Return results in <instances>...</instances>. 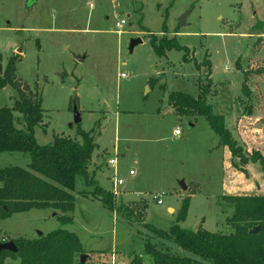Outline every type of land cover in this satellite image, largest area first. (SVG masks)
<instances>
[{"label":"rangeland","instance_id":"obj_1","mask_svg":"<svg viewBox=\"0 0 264 264\" xmlns=\"http://www.w3.org/2000/svg\"><path fill=\"white\" fill-rule=\"evenodd\" d=\"M188 12L184 25L181 18ZM257 17L264 18V0H0L2 66L12 56L21 57L17 77L42 99L45 124L36 128L37 142L49 144L54 135L81 141L80 132L93 129L95 141L108 147L109 157L118 162L109 177L101 174L102 184L110 186L105 189L114 196L113 211L79 175L73 223L62 225L49 211L33 209L0 220V229L9 238H36L39 232L59 228L74 232L88 255L85 264H111L113 254L116 264H131L135 256L143 264H153L144 251L149 239L160 249L190 255L144 224L169 230L179 223L195 230L203 223L211 232H233L227 218L234 207L221 196L235 184L238 188L231 192L264 194L262 166L243 165L231 153V166L244 168L246 178L244 184H229L226 158L208 120L177 114L168 97L173 91L197 96L207 82L209 60L212 91L207 100L213 112L224 116L244 154L256 151L264 158V26L255 31ZM121 19L127 23L118 33L116 23ZM164 25L167 37L177 30L179 43L190 49L186 59L177 49L164 57L155 53L149 37L151 33L161 37ZM137 38L142 42L131 52V41ZM242 71L248 77V94L242 88ZM16 98L19 93L13 87L0 90L1 107H11ZM15 116L22 120L20 113ZM260 122L262 126H256ZM177 129L179 136L174 134ZM28 162V154L0 152V168L27 167ZM131 170L135 175L129 174ZM116 171V177L125 181L122 186L112 185ZM182 180L189 182V190L180 187ZM122 190L128 191L124 198ZM155 195L161 196V204ZM186 197L188 214L178 222ZM169 205L177 212L168 211ZM5 264L21 260L9 256Z\"/></svg>","mask_w":264,"mask_h":264},{"label":"trees","instance_id":"obj_2","mask_svg":"<svg viewBox=\"0 0 264 264\" xmlns=\"http://www.w3.org/2000/svg\"><path fill=\"white\" fill-rule=\"evenodd\" d=\"M263 26L264 22L258 20L254 26L255 31L261 30ZM174 33L173 37H167L164 25L161 37L155 33L150 34V44L159 57L177 49L184 51L186 59L190 49L179 43L178 31ZM21 60L19 56H12L3 67L0 52V90L11 86L19 93V98L15 99L11 107L0 106V152L28 153L31 161L27 167L13 165L0 168V219L31 209L53 208L60 212L57 218L62 225L73 223L75 180L79 175L84 177L86 186L95 187L94 196H99L104 206L113 211V194L99 185L94 175L89 174V166L97 148L93 129L89 132L81 131V141L54 135L49 144L41 145L37 142L36 128L45 124L44 109L39 92L32 90L17 77V65ZM206 61L209 74L206 84L200 86V93L192 96L173 91L168 97L169 105L179 115L204 116L220 137V143L229 148L233 157H238L243 165L259 162L264 174V158L256 151L244 154L226 126L224 116L215 114L212 105L208 103L212 80L211 62ZM238 68L241 70L240 64ZM243 74L242 88L248 94V77L245 72ZM15 112L21 114L22 120H18ZM17 121H20L22 127L18 126ZM46 129L45 126L44 131ZM240 170L245 172L244 168L240 167ZM223 199L234 207L232 215L227 218L234 229L229 234L211 232L202 225L191 230L177 223L169 230H162L144 224L155 236L174 241L183 251L190 253H171L158 248L149 239L144 245V251L152 257L153 264H264V194H233ZM189 204V197H186L178 212V222L186 219ZM143 211L139 212V216L143 215ZM256 226H260V230L252 234L251 230ZM9 240L15 242L18 251H1L0 264H5L9 256H18L21 264H80L81 255L86 254L78 235L63 228L40 233L36 238L17 239L9 238L0 230V243ZM131 264L143 263L139 256H135Z\"/></svg>","mask_w":264,"mask_h":264},{"label":"crops","instance_id":"obj_3","mask_svg":"<svg viewBox=\"0 0 264 264\" xmlns=\"http://www.w3.org/2000/svg\"><path fill=\"white\" fill-rule=\"evenodd\" d=\"M250 1V0H249ZM254 5V4H253ZM252 5V6H253ZM255 6V5H254ZM256 14H257V11H256ZM256 16V15H255ZM261 21V22H264V18H263V20H261L259 17H257V21ZM253 35V34H252ZM169 103V102H168ZM171 107V106H170ZM173 109V108H172ZM174 110V109H173ZM197 118V117H196ZM192 126H194L193 124H192ZM174 134H175V132H174ZM96 143H97V148L95 149V151H94V154H93V158H92V162H91V164H90V166H89V174L90 175H94V177H95V180L98 182V184L99 185H101L103 188H109V187H105L103 184H102V180H101V174H104L106 177H109L108 176V171H112V169L114 168V169H116V167H114V166H112L110 163H109V160L112 158V157H109V155H110V149L108 148V147H103V146H101L98 142H97V140H96ZM216 146L221 150V153L223 154V157L224 158H226L225 159V164H226V171L228 172L226 175H225V181H227V182H229V184H231L232 182H237L238 184L237 185H239V183L240 184H244L245 182L244 181H242V178H246L245 177V173H243L242 171H238L236 168H234V167H232L231 166V160L233 159L232 157H231V152H230V150H229V148L227 147V146H223V145H219V136L217 135V144H216ZM129 147V146H128ZM115 150L117 151V149L115 148ZM20 153H23V152H20ZM24 154H28V153H24ZM29 155V154H28ZM30 156V155H29ZM121 156L122 157H125L126 156V154L125 153H122L121 154ZM30 161H31V157H30ZM30 164V162H28L27 163V165H29ZM10 166H13V165H10ZM6 167H8V166H6ZM3 168H5V167H3ZM245 168H248V166H246ZM233 169L234 170H236V171H233ZM231 170H232V172H231ZM115 173V172H114ZM107 174V175H106ZM233 174V175H232ZM135 175V174H134ZM133 176V175H132ZM236 178V179H235ZM185 180V179H184ZM226 182V183H227ZM189 182H185V184L187 185V189L186 190H189L190 189V186H189V184H188ZM0 185H1V183H0ZM112 185H113V182H112ZM252 185H254V183H249V185L248 186H246L247 188H249V189H252ZM181 187V186H180ZM229 187V186H228ZM230 189H227V190H229V191H226V193H224L222 196H221V198L224 196V195H233V194H238L237 192H231V191H233V189H237L238 187H236V184H235V186H230L229 187ZM232 189V190H231ZM184 190V189H183ZM123 191V198H124V196L126 197L127 195H128V191H124V190H122ZM185 191V190H184ZM219 199L220 201H223L222 199ZM142 200H144V198H142ZM220 201H218L219 202V205L221 206V208L223 209L224 207H223V204L220 202ZM190 205V204H189ZM170 208H173L174 209V211H175V213L177 212V210L173 207V206H171V205H169V206H167V210L169 211L170 210ZM226 208H229V207H226ZM31 210H33V209H31ZM38 210H47V211H49V213H50V216H53V217H57L59 214H60V212L58 211V210H56V209H53V208H47V209H38ZM30 211V210H29ZM223 211H225V208L223 209ZM25 212H28V211H25ZM20 213H23V212H20ZM0 220H2V219H0ZM203 223H201L200 225H202ZM199 226V225H198ZM197 226V227H198ZM196 227V228H197ZM3 233L5 232V233H7L6 231H4L3 229H0ZM40 233H43V232H39V233H37V235H39ZM9 236V235H8ZM19 238V237H18ZM80 238V237H79ZM11 239H17V238H11ZM81 240V239H80ZM81 243H82V241H81ZM82 246H83V243H82ZM84 248V247H83ZM93 251V250H92ZM100 251H105V250H100Z\"/></svg>","mask_w":264,"mask_h":264},{"label":"water","instance_id":"obj_4","mask_svg":"<svg viewBox=\"0 0 264 264\" xmlns=\"http://www.w3.org/2000/svg\"><path fill=\"white\" fill-rule=\"evenodd\" d=\"M188 14H189V12L187 14L183 15L182 18H181V23L184 24V25L186 24V16ZM141 42H142L141 38L133 39L131 41L129 50L132 52L133 49L135 48V46H137ZM78 60L79 61H83L84 58L79 57ZM74 114H75V122L76 123L81 122V116L79 114V111H78V108H77L76 104L74 105ZM190 126H192V124H190ZM256 126L261 127L262 123L260 122V123L256 124ZM179 184H180L182 189H184V190L187 189V185L185 184L184 180L179 181ZM259 230H260V226H256L255 228H253L251 230V233L252 234H256V233L259 232ZM3 250H9L11 252H17L18 248H17V246H16V244H15V242L13 240H9V241H5V242H1L0 243V252L3 251ZM87 259H88V255L87 254H82L81 257H80V264H85Z\"/></svg>","mask_w":264,"mask_h":264},{"label":"built area","instance_id":"obj_5","mask_svg":"<svg viewBox=\"0 0 264 264\" xmlns=\"http://www.w3.org/2000/svg\"><path fill=\"white\" fill-rule=\"evenodd\" d=\"M127 23V21L125 20V19H121L120 21H118L117 23H116V26L119 28L118 30H117V32L118 33H121V30H120V28L123 26V25H125ZM124 75V74H123ZM180 135V131H179V129H177L176 131H175V136H179ZM109 163L112 165V166H114V167H116L117 166V158H111L110 160H109ZM130 175H134L135 174V171L134 170H131L130 171V173H129ZM117 171L115 172V174H114V177H113V180H112V182H113V185L116 187V186H122V185H124L125 184V181L123 180V179H118L117 177ZM160 197L161 196H159V195H155V197H154V199H156L157 200V202L159 203V204H161L162 203V200L160 199ZM114 257H115V254H113V260H112V263L111 264H116L115 263V261H114Z\"/></svg>","mask_w":264,"mask_h":264}]
</instances>
